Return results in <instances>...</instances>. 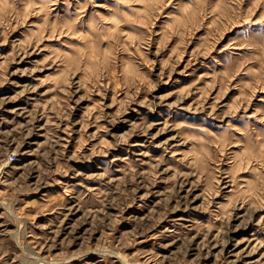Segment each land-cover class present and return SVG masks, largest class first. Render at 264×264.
<instances>
[{"label":"rangeland","instance_id":"rangeland-1","mask_svg":"<svg viewBox=\"0 0 264 264\" xmlns=\"http://www.w3.org/2000/svg\"><path fill=\"white\" fill-rule=\"evenodd\" d=\"M0 264H264V0H0Z\"/></svg>","mask_w":264,"mask_h":264}]
</instances>
